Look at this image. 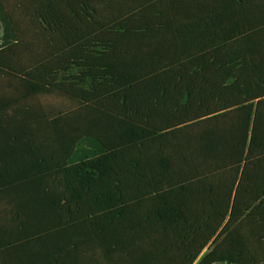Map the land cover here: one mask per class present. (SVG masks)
<instances>
[{
    "label": "trees",
    "instance_id": "16d2710c",
    "mask_svg": "<svg viewBox=\"0 0 264 264\" xmlns=\"http://www.w3.org/2000/svg\"><path fill=\"white\" fill-rule=\"evenodd\" d=\"M0 24V264H264V0Z\"/></svg>",
    "mask_w": 264,
    "mask_h": 264
},
{
    "label": "rangeland",
    "instance_id": "374dc122",
    "mask_svg": "<svg viewBox=\"0 0 264 264\" xmlns=\"http://www.w3.org/2000/svg\"><path fill=\"white\" fill-rule=\"evenodd\" d=\"M1 33H2V26L0 24V35H1ZM217 264H221V263H217Z\"/></svg>",
    "mask_w": 264,
    "mask_h": 264
}]
</instances>
